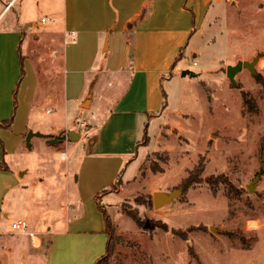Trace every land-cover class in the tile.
Listing matches in <instances>:
<instances>
[{"label":"rangeland","instance_id":"obj_1","mask_svg":"<svg viewBox=\"0 0 264 264\" xmlns=\"http://www.w3.org/2000/svg\"><path fill=\"white\" fill-rule=\"evenodd\" d=\"M0 1L1 9L9 0ZM49 1L13 0L0 17V31L21 33L22 54L0 44L6 56L0 61V99H16L22 110L16 130L32 120L40 132H53L54 141L65 138L66 122L77 128L83 120L90 123L96 99L69 121L64 115H72L71 107L64 113L62 99L32 101L35 72L39 90L59 97L63 55L68 61L78 54L84 59L92 51L65 44L69 36L63 37L43 6ZM206 19L193 40L194 53H183L175 81L167 75L162 81L166 98L144 122L145 138L131 171L117 177L110 188L116 194L101 200L116 239L112 252L96 264H264V69L258 67L264 59V0H213ZM20 55L27 78L16 87L14 56ZM242 62L252 64L227 75ZM183 70L196 76L181 77ZM99 81L96 88L108 89L114 76ZM243 94L253 100L252 110ZM30 107L36 116L27 117ZM43 145L35 139L28 146L31 154L17 156L18 165L24 159L31 169L24 181L42 170ZM61 148L49 151L55 169L65 165ZM71 151L70 145L66 152ZM80 153L75 150L74 156ZM155 195L165 201L155 204ZM45 198L41 206L51 203Z\"/></svg>","mask_w":264,"mask_h":264},{"label":"crops","instance_id":"obj_2","mask_svg":"<svg viewBox=\"0 0 264 264\" xmlns=\"http://www.w3.org/2000/svg\"><path fill=\"white\" fill-rule=\"evenodd\" d=\"M12 1L0 9V17ZM212 2L58 0L57 6L51 0L43 3L63 37L69 36L66 45H84L92 51L84 59L78 54L68 61L63 55L60 64L65 61L64 69L60 66L58 79L63 90L59 97L53 91L50 94L39 90L43 87L34 71L37 88L32 101L62 99L63 112L69 107L72 112L70 116L65 113L66 121L89 110L96 99L95 112L90 123L83 120L85 127L69 126L66 122L63 128L69 130L65 138L50 141L53 132H40L37 123L28 118L23 129L16 130L22 110L16 99H0V264H96L105 252L108 238L98 205L106 209L101 200L110 193L116 194L110 191L111 186L121 173L131 171L144 122L166 98L162 81L166 75L175 81L183 53L189 49L194 53L193 40L207 21ZM20 41L21 33L0 31V44L5 42L16 53ZM30 53L27 51V56ZM21 55L19 59L14 56L16 87L27 78ZM108 74L114 76V83H107L110 88H96L95 83ZM32 109L29 108L27 117L36 116ZM35 139L43 142L46 150L38 163L42 170L24 181L31 169L24 159L18 165L16 158L31 154L28 146ZM70 145L72 151L68 154L66 148ZM59 147L63 149L59 156L65 165L55 169L49 151ZM79 149L80 155L74 156ZM43 171L46 174L41 177ZM42 197L51 203L41 206ZM46 203H50L48 207ZM18 220L25 221L26 232L34 234L33 244L27 233L11 230L10 224Z\"/></svg>","mask_w":264,"mask_h":264},{"label":"trees","instance_id":"obj_3","mask_svg":"<svg viewBox=\"0 0 264 264\" xmlns=\"http://www.w3.org/2000/svg\"><path fill=\"white\" fill-rule=\"evenodd\" d=\"M143 12H144V9L140 13L141 16H142ZM243 100H244L245 105H247L250 110H252L254 108V102H253L252 99H250L249 97H247L246 95L243 94ZM146 127L147 126L145 124L144 132H143V137H142L141 141H143V139L145 138ZM187 181L189 182V179H187ZM188 182H187V184H188ZM112 186H111V188H112ZM98 206H99L101 212L103 213L104 223H105V232L107 233V237L108 238H107V242H106V246H105V252L97 260V262H99L102 259L106 258L112 252V249H113V246H114V241L116 239L115 234H114V229L110 226V220H109L107 214L105 213L104 208H102L100 205H98ZM128 215L136 222V224H138V219H137L136 215L133 212H128Z\"/></svg>","mask_w":264,"mask_h":264},{"label":"built area","instance_id":"obj_4","mask_svg":"<svg viewBox=\"0 0 264 264\" xmlns=\"http://www.w3.org/2000/svg\"><path fill=\"white\" fill-rule=\"evenodd\" d=\"M258 67L259 68H263L264 69V59H261L259 62H258ZM81 127H85L87 124H86V121H82L80 122L79 124ZM48 203L45 204L46 207H48ZM10 228L12 231H18V232H22V233H27L26 230H27V224L25 221H22V220H18V221H14L10 224ZM29 236H30V239H31V243L33 244V233L32 232H28L27 233Z\"/></svg>","mask_w":264,"mask_h":264},{"label":"water","instance_id":"obj_5","mask_svg":"<svg viewBox=\"0 0 264 264\" xmlns=\"http://www.w3.org/2000/svg\"><path fill=\"white\" fill-rule=\"evenodd\" d=\"M252 63H248V62H242V63H238V64H236L235 66H233V67H229L228 69H227V75L229 76L233 71H237V70H239L241 67H244V66H249L250 67V65H251ZM181 75L182 76H184V75H190V76H192V77H195L196 76V74H194V72H192V71H190V70H183L182 71V73H181ZM30 136V134L28 135V137ZM165 201V199H163V198H159V196L158 195H155L154 196V203L155 204H157L158 202H164Z\"/></svg>","mask_w":264,"mask_h":264},{"label":"bare ground","instance_id":"obj_6","mask_svg":"<svg viewBox=\"0 0 264 264\" xmlns=\"http://www.w3.org/2000/svg\"><path fill=\"white\" fill-rule=\"evenodd\" d=\"M63 157H64V155H63Z\"/></svg>","mask_w":264,"mask_h":264}]
</instances>
